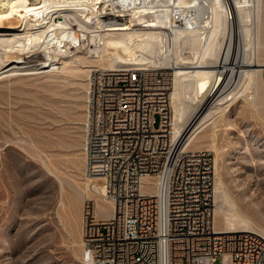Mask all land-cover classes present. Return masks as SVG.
Returning a JSON list of instances; mask_svg holds the SVG:
<instances>
[{"label":"bare ground","instance_id":"bare-ground-1","mask_svg":"<svg viewBox=\"0 0 264 264\" xmlns=\"http://www.w3.org/2000/svg\"><path fill=\"white\" fill-rule=\"evenodd\" d=\"M139 2L0 0V47L6 48L0 68L28 57L41 63L35 69L71 66L87 75L94 68L174 70L170 125L174 139L188 136L194 150L218 153L219 123L234 100L243 99L246 110L264 122V0ZM195 10L202 15L198 22ZM220 170L217 156L216 228L264 236V224L238 206ZM87 178L94 183L88 199L96 216V207L107 204L112 217L114 203L103 182ZM144 182L158 185L156 178ZM75 206L66 210L62 201L58 216L82 241L84 207Z\"/></svg>","mask_w":264,"mask_h":264},{"label":"built area","instance_id":"built-area-1","mask_svg":"<svg viewBox=\"0 0 264 264\" xmlns=\"http://www.w3.org/2000/svg\"><path fill=\"white\" fill-rule=\"evenodd\" d=\"M87 84L85 174L103 182L114 212L99 220L85 205V264H264V236L216 228L214 158L174 139L171 72L94 68Z\"/></svg>","mask_w":264,"mask_h":264},{"label":"rangeland","instance_id":"rangeland-1","mask_svg":"<svg viewBox=\"0 0 264 264\" xmlns=\"http://www.w3.org/2000/svg\"><path fill=\"white\" fill-rule=\"evenodd\" d=\"M20 60L0 68V264H85L83 242L58 213L62 201L66 210L85 207L93 192L82 153L88 75L71 66L37 70L38 61ZM217 147L207 151L215 166L219 157L223 182L238 206L264 224V122L243 99L219 123ZM103 205L97 218L108 220Z\"/></svg>","mask_w":264,"mask_h":264}]
</instances>
